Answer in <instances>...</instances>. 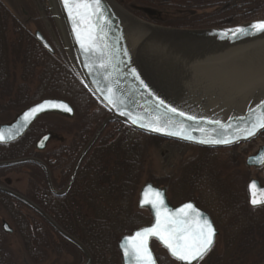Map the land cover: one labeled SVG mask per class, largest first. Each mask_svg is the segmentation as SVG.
Listing matches in <instances>:
<instances>
[{
    "label": "trees",
    "instance_id": "16d2710c",
    "mask_svg": "<svg viewBox=\"0 0 264 264\" xmlns=\"http://www.w3.org/2000/svg\"><path fill=\"white\" fill-rule=\"evenodd\" d=\"M119 1L127 7L132 0ZM168 1L197 5L213 0ZM247 1L250 2L248 9L233 12L234 21L264 19V0H241L240 5ZM224 15L227 16V13ZM205 17L206 14H202L195 19ZM46 98L70 103L76 117L72 124L61 127L46 118L39 120L22 140L10 146H0V162L37 157L50 169L54 186L63 189L79 154L108 114L87 91L76 72L47 53L27 25L0 0V116L15 111L19 113ZM49 132L67 133L71 140L67 142L66 138L65 144L58 143L51 151L47 149L41 154L34 153L37 141ZM157 141L159 139L121 124L110 125L84 160L70 194L63 198L50 193L41 169L35 165L0 170V174L22 168L36 171L30 181L29 194L23 195L82 242L92 254V264H110L104 256L107 247L116 245L117 249L121 236L150 222L148 213L138 209L137 200L148 167V148ZM228 157L223 149H200L199 156H194L188 163L182 160L176 165L178 175L167 177L162 183L154 178L150 182L170 184L176 199L181 193H185L186 199L196 198L224 230V251L218 253L214 249L202 263L264 264V208L250 210L248 221L241 215L243 206L239 211L228 213L227 205L222 204L221 210L216 212L214 202L204 200L202 186L227 187L228 180L223 170L230 167ZM220 168H223L222 171ZM0 207L7 211L13 234L22 242L26 264H43L52 255L61 256L66 250L83 259L77 248L58 236L40 216L23 204L0 193ZM24 209L30 214H26ZM3 221L0 219V264H18L8 246L10 234L4 232ZM159 264L165 262L160 259Z\"/></svg>",
    "mask_w": 264,
    "mask_h": 264
},
{
    "label": "water",
    "instance_id": "95a60500",
    "mask_svg": "<svg viewBox=\"0 0 264 264\" xmlns=\"http://www.w3.org/2000/svg\"><path fill=\"white\" fill-rule=\"evenodd\" d=\"M53 1L63 29L71 63L85 88L108 113V117L101 123L92 139L80 153L69 182L63 190H59L54 186L50 169L39 158L27 157L3 161L0 162V169L35 165L43 172L50 193L55 197L62 198L67 196L72 190L82 163L111 124H121L147 136L200 149H231L254 142L264 133V129H260L254 136L245 139L246 133L243 131L251 127L252 121L255 119L252 110H255L256 114L264 111V105L261 104V102H264V91L261 95H258V98H255L257 96H253L250 98L251 100L248 99L247 101H238L239 98H228L222 95L218 97V95H214L217 92L208 88V82V84H203L204 79L200 78L201 82L197 77H194L192 73L188 72L185 63H182L184 61L182 58L185 54H196L198 51L209 50V48L233 49L264 41V32H256L250 28L251 24L264 21V19L226 28L204 30L168 29L137 18L115 0H102L105 20L97 22L103 28V31L97 32V35L102 37L103 41L109 45L106 51L111 55L114 67L101 68L100 64L106 60V57H102L99 52L95 55L86 53L81 48L76 32L73 30V20L70 18L68 10L64 7L63 0ZM93 19L95 20V18ZM80 27L83 28L85 26L80 25ZM240 27L246 28L247 32L233 35L232 31ZM225 32L228 34L225 35ZM34 37L50 55L55 54L50 43L39 31L35 33ZM125 51L127 55H124ZM252 56L255 57L256 55H249L246 58L242 57V59H239V62L243 64L244 62L250 63L248 60L256 61ZM177 63L180 66L175 68L173 65H177ZM132 69H135L136 75L132 74ZM108 88H111L114 97L118 98L115 106L109 104L105 99V96L109 94ZM161 100L164 101L163 104H160ZM45 101L67 104L72 111L67 112L62 108H46L28 121H25V113ZM214 101H223L229 106L227 108L232 109L217 110L215 108L220 106H211ZM170 108L177 109V112L173 113L169 111ZM179 112H183L185 115L180 116ZM50 115L72 119L75 117V111L67 101L57 98H47L34 103L19 112L12 121L0 124V133L5 136V140L0 142V146H9L19 142L28 134L39 119ZM188 117H195V119H188ZM133 118H138L136 124L132 123ZM216 121H219V124L215 123ZM155 122H159L161 127L167 126V131H177L179 130V126H182L184 134L182 136H173L168 135L167 132H153L141 127L142 124L147 125ZM184 136H191L193 139H185ZM52 138V133L42 136L36 144L37 150L44 151ZM222 139H228L231 142L227 144L199 142L202 140ZM247 164L253 166L262 165L259 163V157H250L247 160ZM252 182H255L257 185V189L255 190L256 197L264 199V189L256 181ZM149 186H151V189L159 191L162 194L163 204L158 206L162 216L164 214L176 213L185 204L191 203L212 222L216 229L210 215L197 207L194 202L188 201L174 206L169 202L166 188L147 183L140 189L138 208L148 211L152 221L150 224L135 229L132 233L123 235L119 239L117 249L120 254L121 264H128L120 247L124 238L134 235L136 231L143 228L151 227L156 221V209H153L151 205L143 207L140 205V201L144 198V193L148 191ZM0 193L15 199L35 212L57 235L75 246L83 254L84 262L82 264H92L93 258L88 248L66 232L43 209L25 196L1 185ZM148 199H155L152 192H148ZM250 206L258 208L264 205L253 207L250 203ZM3 229L8 234L13 233L12 228L6 221L3 222ZM218 236L219 231L216 229L214 247ZM154 241L175 260L160 241L156 238H151L149 247L156 260V264L159 263L152 248ZM202 260L198 262L193 261V264H199ZM177 262L181 264V262Z\"/></svg>",
    "mask_w": 264,
    "mask_h": 264
},
{
    "label": "snow or ice",
    "instance_id": "6c2138e0",
    "mask_svg": "<svg viewBox=\"0 0 264 264\" xmlns=\"http://www.w3.org/2000/svg\"><path fill=\"white\" fill-rule=\"evenodd\" d=\"M64 7L68 10L70 18L73 20L74 28L77 39L80 42L81 48L86 53L95 55L97 52L106 60L100 64L101 68L114 67L111 61V55L106 51L109 45L103 41L102 37L97 35L98 31H103V28L97 23L98 21L105 20L102 0H63ZM95 18V20L93 19ZM80 25L85 27L81 28ZM251 29L256 32H264V21H258L250 25ZM232 31V30H228ZM246 28H236L232 34L245 33ZM228 33L225 32V35ZM127 55V52H124ZM132 74L136 75L135 69H132ZM143 83V81H141ZM108 95L105 99L109 104L115 106L117 99L114 97L113 90L108 88ZM164 101H160L163 104ZM264 105V102H261ZM46 108H62L64 111L71 112L72 109L63 103L55 101H45L31 108L24 115L25 121L35 116L37 113L44 111ZM169 111L176 113L177 109L170 108ZM255 119L252 121L251 127L244 129L246 133L244 137H252L260 129H264V111L259 114L255 113ZM124 114V113H122ZM180 116L185 113L179 112ZM188 119H195V117H188ZM138 118H133L132 123L136 124ZM215 123L219 124V121ZM153 132H167L168 135L182 136L184 129L179 126L177 131H167V126L161 127L159 122L141 125ZM185 139H193L191 136H184ZM5 140V136L0 133V142ZM200 143H230L228 139L222 140H202ZM42 146V145H41ZM259 163L264 164V155L259 158ZM257 185L252 182L249 186L251 192L250 203L253 207L264 205V199L256 197ZM148 192H152L155 199H148ZM161 193L151 189L149 186L148 191L144 193V198L140 201L141 207L151 205L156 209V221L151 227L143 228L136 231L134 235L124 238L120 247L123 250V255L128 261V264H156L152 251L149 247L151 238H156L168 250L170 255L181 264H193V261L202 260L214 247V238L216 236V229L212 222L204 216L202 212L197 210L191 203L185 204L176 213L161 215L159 205L163 204Z\"/></svg>",
    "mask_w": 264,
    "mask_h": 264
},
{
    "label": "rangeland",
    "instance_id": "374dc122",
    "mask_svg": "<svg viewBox=\"0 0 264 264\" xmlns=\"http://www.w3.org/2000/svg\"><path fill=\"white\" fill-rule=\"evenodd\" d=\"M1 1L8 8H12L14 10V14L19 16L20 19L25 24H27V27L31 30L33 34L37 31H40L46 37V39L49 40L60 53H62L64 59L66 58L69 62H71V59L69 58V54L67 51L63 29L58 19V14H57L53 0H1ZM120 4L121 3H119V5ZM121 5L123 7V4ZM161 14H162L161 15L162 17L164 16L165 18L168 17V20L174 22L176 19L184 17L183 14L185 13H179L178 11L173 10L171 8H165V9L161 8ZM31 16L35 18L34 22L33 21L31 22L32 20ZM148 17L150 16L147 15L146 19L141 18V17H137V18L142 19L148 23H151L148 21L149 20ZM235 21L237 23L243 22V20H238V19ZM155 25H158V24H155ZM158 26L168 28V29H174L173 27H170L171 25H166V26L158 25ZM253 57L254 56H252V58ZM254 58L256 59V56ZM17 114H18V111L17 112L15 111L13 113H9L8 115L0 116V124L12 121ZM45 118L49 122L53 123L54 125H59L61 127L70 126L73 120V119H67V118L55 116V115H50L42 119H45ZM61 134L65 136L66 138H68L69 141L67 142H70L71 138L69 134L67 133L65 134L61 133ZM54 147H57V146L53 143L51 144V146H49L48 150L51 151ZM183 148L184 147L180 148L175 144H170L162 140L155 142V144L152 145V147L149 146L148 148L149 150L147 152V155H148L147 157L149 160L148 167L142 179L141 186L145 183L150 182L152 178L159 181L158 183H162L163 179L167 177L170 178L174 175H178L179 172L175 170L173 163L178 165V163L182 160L185 161V163H188L191 159L194 158V156H196L195 155L196 152H198L197 149L196 150L192 149L191 151V148L190 149H186V148L183 149ZM230 157H232L231 154H230ZM222 169L223 168H220L221 171ZM223 172L227 177V175L229 176L231 173H233V170H229V171L223 170ZM36 174L37 172L32 169L22 168L19 171L17 170L11 171L5 174V176L0 174L1 175L0 180L6 181V178H9V180H11L10 184H11L12 189L20 192L21 194H29L30 189H31L30 181L33 180ZM233 185L236 189L237 188L239 189V187H237V182ZM218 188L219 190L217 189L216 185L215 187L210 186V188L208 189L205 186H202L201 190L205 193L204 200L206 202H215L216 200V202L218 201L219 203L227 205L226 200H229L227 199L228 196L226 195L227 188L225 187H222V188L218 187ZM184 195L185 193H181L179 194V197L177 198L179 199ZM184 199L185 198H181L177 200L178 202L176 201V204L180 203ZM230 200H231L230 203H232L231 198ZM24 212L26 214H30L28 210L24 209ZM246 213L247 211L245 212V215ZM0 219L7 220L12 226V222L10 220V217L7 211L2 209L1 207H0ZM224 238H225L224 230L222 229V235H220V237L218 238V241L215 247V250H217L218 253H222L225 249ZM7 243H8L10 250L14 253L17 263L26 264L27 260L25 258L24 248H23L21 240L14 234H12L8 236ZM152 247L159 261L161 259L162 261L165 262V264H178L157 243L154 242L152 244ZM107 248L108 249L106 250V253L104 254V256L107 260H110V264H121V258H120L118 250L116 249V245H113L110 247L108 246ZM77 256L72 251L66 250L61 256L52 255L50 260L43 264H77V263L79 264V262L80 263L82 262V259L80 255H77ZM202 264H207V263H202Z\"/></svg>",
    "mask_w": 264,
    "mask_h": 264
},
{
    "label": "flooded vegetation",
    "instance_id": "af4514ba",
    "mask_svg": "<svg viewBox=\"0 0 264 264\" xmlns=\"http://www.w3.org/2000/svg\"><path fill=\"white\" fill-rule=\"evenodd\" d=\"M240 4H241V0H222V1L213 0L211 3L197 4V5H182V4H176V3L172 4L168 0H148L147 2L141 1V0H132V2H130L127 5V9L130 10L137 17H141L144 19H146V16L149 15L150 16L148 17L149 20L148 19L147 20L154 24L163 25V26L171 25L170 27L180 28V29H201L203 30V29L232 27V26H236V25L248 22V21H243V22L235 23L234 21L233 12L248 9L250 2L247 1V2H244L243 5H240ZM161 8L162 9L171 8L173 10L178 11L179 13H185V14H183L184 17L176 19L173 22V21L168 20V17L165 18V16L164 17L161 16L162 15ZM9 9L14 13V10L12 8H9ZM225 13H227V16L224 15ZM202 14H206V17L204 19L203 18H201L200 20L195 19V17L202 15ZM15 16L20 19L19 16L17 15ZM211 18H213V20H210ZM31 19H32L31 22L35 21V18L33 16H31ZM22 23L24 22L22 21ZM48 42L51 44L52 48L55 51L54 56L57 59H59L63 64L72 68L69 65L68 60L66 58L64 59L62 53H60L49 40ZM65 142H66L65 136H63L62 134H54L53 138L48 143L44 151L42 152L38 151L36 148V144H37L36 143L35 148H34L35 149L34 153L41 154L45 152L49 148V146H51V144L54 143L55 145L58 146V143L65 144ZM167 143H170V142H167ZM170 144H174V143H170ZM175 145L182 148V146L178 144H175ZM185 148L190 149L186 146L183 149ZM197 150L198 152H196V156H199L200 149H197ZM226 151L229 157H230V154L232 155V157L229 158L231 159V163L227 171L233 170V173H231L229 176L227 175L226 177L228 180L227 187H226L227 188L226 195L228 196L227 199H229V200H226L227 210H228V213H231V212H234L235 210L239 211V209L243 206L241 215H243L245 219L249 221L251 218L250 210H258V209L264 208V206H261L258 208H252L250 206V190H249V185L252 181H256L259 184V186L264 189V164H262L261 166H253V165L247 164V160L250 157L260 158L262 155H264V133L259 137L258 140L252 143H249L244 146L241 145L235 148L226 149ZM173 165L175 168L176 164L173 163ZM17 167H20V166H17ZM12 168H15V167H12ZM0 170H5V169H0ZM2 175L5 176V174H2ZM10 181L11 180H9V178H6V181L0 180V183L6 185L7 188L12 189ZM236 182H237V187H239V189L238 188L236 189L233 185ZM159 187L167 189L168 199L172 205L178 206L182 203L192 201L201 210L207 212L210 215L216 229L219 231V236L217 237V241H218V238L220 237V235H222V228L215 222L213 214L205 207H202L198 203L196 198L186 199L184 196H182L181 198H185V199L181 201L180 203L176 204V201L181 198L176 199L172 195L170 184H163V185H160ZM216 187L219 190L218 185H216ZM230 198L232 199V203L234 204L230 203L231 202ZM214 204L215 205H213V207L215 208L216 212H219L222 208L221 207L222 203H219L218 201L216 202L215 200ZM246 206L248 207V209L246 208ZM246 211L247 213L245 215ZM148 215L150 217L149 223H151L152 221L151 215L149 213ZM82 262H83V259H82ZM82 262L80 264H82Z\"/></svg>",
    "mask_w": 264,
    "mask_h": 264
},
{
    "label": "bare ground",
    "instance_id": "6f19581e",
    "mask_svg": "<svg viewBox=\"0 0 264 264\" xmlns=\"http://www.w3.org/2000/svg\"><path fill=\"white\" fill-rule=\"evenodd\" d=\"M249 55H256V61L248 60L250 63L243 64L239 62V59ZM182 59L188 72L201 82L204 79L203 84L209 83L208 88L217 92L214 95L218 97L222 95L239 98L238 101H247L253 96L258 98L264 91V41L233 49L209 48L196 54H185ZM179 64L173 66L177 68ZM211 106H220L215 108L217 110L232 109L227 108L228 105L223 101H214Z\"/></svg>",
    "mask_w": 264,
    "mask_h": 264
}]
</instances>
